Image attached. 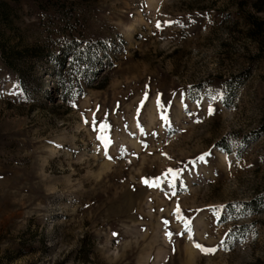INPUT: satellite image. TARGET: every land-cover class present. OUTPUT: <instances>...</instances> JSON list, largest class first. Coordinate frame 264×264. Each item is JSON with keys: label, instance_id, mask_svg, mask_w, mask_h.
<instances>
[{"label": "rangeland", "instance_id": "374dc122", "mask_svg": "<svg viewBox=\"0 0 264 264\" xmlns=\"http://www.w3.org/2000/svg\"><path fill=\"white\" fill-rule=\"evenodd\" d=\"M0 264H264V0H0Z\"/></svg>", "mask_w": 264, "mask_h": 264}, {"label": "snow or ice", "instance_id": "6c2138e0", "mask_svg": "<svg viewBox=\"0 0 264 264\" xmlns=\"http://www.w3.org/2000/svg\"><path fill=\"white\" fill-rule=\"evenodd\" d=\"M157 27L159 28V25H157ZM212 113V109H211V107L209 108V114H211ZM86 123H87V121H86ZM201 160H203V157H201L200 158ZM147 183V182H146ZM179 212V209H177V213ZM166 223V222H165ZM186 231H190V229H187L186 228ZM115 235V234H114ZM169 235V239H171V234H168ZM189 238H191V237H189ZM196 248H198L200 251H202V252H204L205 254H207V253H212V252H215V249H204L201 245H199V244H196V245H194Z\"/></svg>", "mask_w": 264, "mask_h": 264}]
</instances>
